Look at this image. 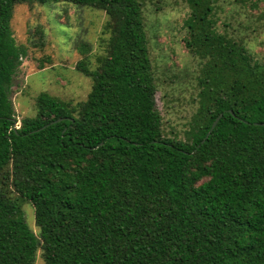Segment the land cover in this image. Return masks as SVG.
Wrapping results in <instances>:
<instances>
[{"label":"trees","instance_id":"obj_1","mask_svg":"<svg viewBox=\"0 0 264 264\" xmlns=\"http://www.w3.org/2000/svg\"><path fill=\"white\" fill-rule=\"evenodd\" d=\"M51 1L105 11L106 51L77 64L85 101L43 92L17 126L14 9ZM188 1L199 92L182 140L163 132L140 0H0V264L38 249L46 264H264V61L218 31L216 0Z\"/></svg>","mask_w":264,"mask_h":264},{"label":"rangeland","instance_id":"obj_2","mask_svg":"<svg viewBox=\"0 0 264 264\" xmlns=\"http://www.w3.org/2000/svg\"><path fill=\"white\" fill-rule=\"evenodd\" d=\"M143 5L152 66L158 77L157 108L165 136L186 140L195 128L198 111L196 81L200 59L187 45L188 0H140ZM216 27L236 37L254 61H264V0H216ZM105 11L70 3H23L14 9L11 22L19 49L10 99L17 126L37 113L43 92L75 103L85 101L92 79L77 69L90 56L91 68L106 51L110 30ZM227 25V26H226ZM106 34V35H105ZM197 97V98H196ZM197 103V104H196ZM26 222L40 239L34 209L24 206ZM34 264H46L38 249Z\"/></svg>","mask_w":264,"mask_h":264},{"label":"water","instance_id":"obj_3","mask_svg":"<svg viewBox=\"0 0 264 264\" xmlns=\"http://www.w3.org/2000/svg\"><path fill=\"white\" fill-rule=\"evenodd\" d=\"M222 114L216 119V121L213 124L212 130L216 127V125L218 124L219 120L221 119Z\"/></svg>","mask_w":264,"mask_h":264}]
</instances>
